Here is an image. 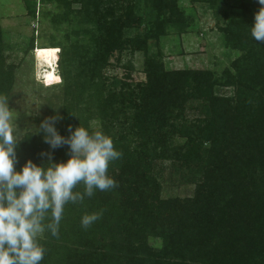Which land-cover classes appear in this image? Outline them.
<instances>
[{
    "label": "trees",
    "instance_id": "16d2710c",
    "mask_svg": "<svg viewBox=\"0 0 264 264\" xmlns=\"http://www.w3.org/2000/svg\"><path fill=\"white\" fill-rule=\"evenodd\" d=\"M143 1L154 18L142 33L128 37L126 29L144 27L133 5L58 0L68 7L77 5L80 21L92 26L81 27L92 43L76 38L58 55L68 126L102 130L121 156L108 169L116 187L65 206L59 235L46 232L40 241L46 249L41 264H264V42L251 39L249 33L261 6L257 0H240L235 17L226 21V45L241 54L220 77L208 70L166 71L155 57L147 56L144 81L131 84L115 78L119 87L112 89L105 69L115 52L145 50L165 28L189 25L177 0ZM5 60L0 27V96L9 102L15 76ZM217 85H233L234 97L215 94ZM189 96L202 99L206 119L197 124L195 136L179 127L186 140L168 154L188 166L201 156L199 144L208 143L205 166L192 196L161 198L150 159L155 151L150 156L142 147L127 149L122 132L159 141L168 152L167 135L177 129L172 119ZM76 102L82 103V111ZM72 109L76 113L70 116ZM95 117L101 119L98 128L89 123ZM66 128L61 135H68ZM32 131L18 137L17 170L29 159L46 163L42 151H51L53 162L68 158L66 145L53 151L42 134ZM74 191L83 192V185ZM92 212L101 213L100 218L85 229L80 219ZM150 237L159 245L151 244Z\"/></svg>",
    "mask_w": 264,
    "mask_h": 264
},
{
    "label": "rangeland",
    "instance_id": "374dc122",
    "mask_svg": "<svg viewBox=\"0 0 264 264\" xmlns=\"http://www.w3.org/2000/svg\"><path fill=\"white\" fill-rule=\"evenodd\" d=\"M119 1L121 6L126 3L133 5L135 12L143 17L144 27L140 30L126 29V35L133 37L139 32L142 33L145 25L154 18L153 10L143 0ZM177 2L189 18L188 27L165 28L164 34L158 40L148 41L145 50L132 52L127 49L119 55L115 52L109 59L111 65L105 69L108 77L106 82L112 85V89H118V79L131 84L144 81L146 75L143 70L147 56L155 57L166 71L208 70L214 77H220L223 71L231 70L232 62L241 52L226 45L223 29L228 18L235 17L240 0H216L213 4L201 0ZM76 8L77 5L68 7L58 0H30L29 3L24 0H0V27L5 63L6 66H13L11 69L15 76L8 103L10 109L17 114L14 122L18 127V137L26 130H34L46 117H61L55 125L59 133L63 127H68L70 121L63 109L67 102L63 94L58 62L56 70L40 74L36 58L46 54L59 55L60 49H68L76 38L84 44L92 43L90 35L81 30V27L90 30L92 26L83 25ZM32 10L34 14L31 13ZM214 92L219 96L233 98L235 88L233 85H217ZM75 105L78 106V103ZM205 107L202 99L195 96L185 99L178 110V116L172 119L177 129L167 135L170 146L168 152L161 148L159 141L152 142L144 138V135L142 137L126 130L122 132L125 136L122 142L127 145V149L142 147L144 151H149L147 153L150 156L155 151V158L152 156L150 159L152 171L159 183L161 198L189 197L194 194L195 179L203 171L209 144H199L202 149L201 156L188 166L182 164L183 159L177 162L168 153L178 149L186 140V134L180 131L181 127L188 129L192 136L196 135L197 124L206 119ZM79 108L80 111L83 110L82 103H79ZM75 113L72 109L69 115ZM89 123L92 128H98L101 126V119L95 117ZM118 127L121 129L119 125ZM164 155L169 157L165 158ZM149 241L153 245H159L158 239L150 237Z\"/></svg>",
    "mask_w": 264,
    "mask_h": 264
},
{
    "label": "clouds",
    "instance_id": "9594fccd",
    "mask_svg": "<svg viewBox=\"0 0 264 264\" xmlns=\"http://www.w3.org/2000/svg\"><path fill=\"white\" fill-rule=\"evenodd\" d=\"M257 2L261 7L254 13L249 33L251 39L264 42V0ZM8 100L0 96V264H41L46 249L40 241L46 232L59 235L65 206L116 187L108 169L121 153L102 130L69 125L68 135H61L55 126L61 117L56 115L43 119L32 133L42 134L53 151L66 145L68 158L53 162L52 152L42 151L46 167L29 159L17 170V114ZM78 185H83V192L74 191ZM100 215H82L81 226L87 229Z\"/></svg>",
    "mask_w": 264,
    "mask_h": 264
},
{
    "label": "bare ground",
    "instance_id": "6f19581e",
    "mask_svg": "<svg viewBox=\"0 0 264 264\" xmlns=\"http://www.w3.org/2000/svg\"><path fill=\"white\" fill-rule=\"evenodd\" d=\"M57 57H58V55L46 54L42 57L36 58V60L38 62L39 73L40 74L43 72L48 73V72H50V70H52V72L54 70H56ZM47 77L49 78V76H47Z\"/></svg>",
    "mask_w": 264,
    "mask_h": 264
}]
</instances>
